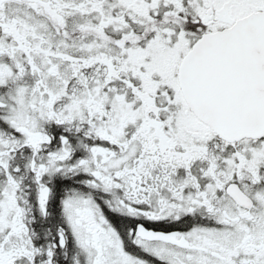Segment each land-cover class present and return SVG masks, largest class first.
<instances>
[{
    "label": "snow or ice",
    "instance_id": "snow-or-ice-1",
    "mask_svg": "<svg viewBox=\"0 0 264 264\" xmlns=\"http://www.w3.org/2000/svg\"><path fill=\"white\" fill-rule=\"evenodd\" d=\"M0 264H264V0H0Z\"/></svg>",
    "mask_w": 264,
    "mask_h": 264
}]
</instances>
